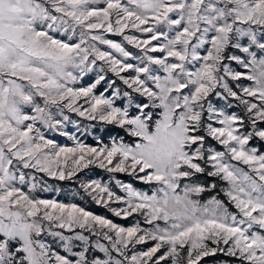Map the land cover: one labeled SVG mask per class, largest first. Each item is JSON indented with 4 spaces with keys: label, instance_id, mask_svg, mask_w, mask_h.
Returning <instances> with one entry per match:
<instances>
[{
    "label": "snow or ice",
    "instance_id": "snow-or-ice-1",
    "mask_svg": "<svg viewBox=\"0 0 264 264\" xmlns=\"http://www.w3.org/2000/svg\"><path fill=\"white\" fill-rule=\"evenodd\" d=\"M206 258L264 264V0H0V264Z\"/></svg>",
    "mask_w": 264,
    "mask_h": 264
},
{
    "label": "rangeland",
    "instance_id": "rangeland-1",
    "mask_svg": "<svg viewBox=\"0 0 264 264\" xmlns=\"http://www.w3.org/2000/svg\"><path fill=\"white\" fill-rule=\"evenodd\" d=\"M129 34H136V35H140L139 33H135V32H130ZM110 38L113 39H121L120 37H116V36H112V34H108ZM132 46H129V48H131ZM91 80V76L85 78V80L83 81V83H88ZM103 89L101 88L100 91H102ZM72 115V119H79L75 114H71ZM82 124H89L90 122L86 121V120H82L81 121ZM68 133L69 136H62L58 133L55 132H46V135L48 138L55 140L57 143L61 144V145H67V146H72L74 144V141L70 138L72 135H75L78 139L82 140L84 143L91 145V146H97V140L95 139L96 136H99L100 139L104 142V143H108L109 142V135H102L101 134V127L99 124H96L95 127L91 130L92 134H88V133H81L78 132L76 127L72 124H68L66 126L65 129ZM116 132H112L111 135H115ZM80 179L83 180H90V179H100L102 178L104 181L108 180V174L105 173L103 170L99 169V168H93L91 172H89L88 170H84L83 172L78 174ZM123 176V177H121ZM42 178L44 181L47 182V184L52 185L53 188H59L60 191H51V192H43V191H37L36 195L41 197V198H45V199H56L60 202H65V203H77L80 204L81 206H84L87 208V210L92 211L96 214H101V215H105L107 218L114 220V222L118 223L121 222V225L124 226H128L131 225L133 223V218H128L127 220L122 219V218H118L112 215V213L108 212L106 209H104L101 206H98L96 204H94L93 202H91L90 198L85 197L84 199H81V196H83V192L82 190H80L81 192V196H77L75 195V192L73 190H79V184L77 181H59L56 180L54 178L51 177H47L45 174H38V179ZM119 178L124 180V181H129L131 178L124 175V174H119ZM135 183V182H134ZM135 186L137 188H144L145 186L139 185L135 183ZM205 198H207V196H205ZM90 208H94L99 210V213L90 209ZM136 219H140L139 217H136ZM151 246L149 245H145L143 247H148ZM141 246H138V250H140ZM210 258H206L204 261V264H212V262L208 263V260Z\"/></svg>",
    "mask_w": 264,
    "mask_h": 264
},
{
    "label": "trees",
    "instance_id": "trees-1",
    "mask_svg": "<svg viewBox=\"0 0 264 264\" xmlns=\"http://www.w3.org/2000/svg\"><path fill=\"white\" fill-rule=\"evenodd\" d=\"M112 132H115V130H112V129H106V130H104V131H101V134L104 136V135H108V134H110V133H112ZM121 135H123V133H120ZM121 177H123V176H121ZM136 184H139V185H142L141 183H138V182H135ZM90 209H92V210H94V211H96V212H98L99 213V210H97V209H94V208H90ZM119 224H121V222H119ZM211 263L212 262V260H211V258L208 260V263Z\"/></svg>",
    "mask_w": 264,
    "mask_h": 264
}]
</instances>
